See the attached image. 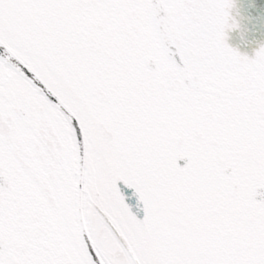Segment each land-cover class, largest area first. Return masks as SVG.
<instances>
[{"label": "snow or ice", "instance_id": "snow-or-ice-1", "mask_svg": "<svg viewBox=\"0 0 264 264\" xmlns=\"http://www.w3.org/2000/svg\"><path fill=\"white\" fill-rule=\"evenodd\" d=\"M0 264H264V0H0Z\"/></svg>", "mask_w": 264, "mask_h": 264}]
</instances>
